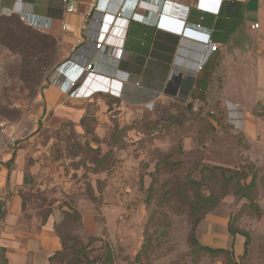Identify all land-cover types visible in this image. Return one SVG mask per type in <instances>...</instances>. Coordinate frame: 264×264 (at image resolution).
<instances>
[{
	"label": "rangeland",
	"instance_id": "obj_1",
	"mask_svg": "<svg viewBox=\"0 0 264 264\" xmlns=\"http://www.w3.org/2000/svg\"><path fill=\"white\" fill-rule=\"evenodd\" d=\"M18 2L8 0L7 5L0 6V123L6 122L16 135L17 155L43 162L47 175L41 181L44 197L40 209H33L39 221L45 214H55L56 224H61L62 207H74L81 215L82 228L74 217L60 226L66 238L75 235L81 243L75 246L78 249L66 251L67 262L55 264H74L79 248L80 257L97 264L106 254L113 255L115 264H127L140 248L145 232L150 264H194L188 253L193 247L190 235L194 221L201 217L191 202L197 190L205 196L212 193L207 207L217 205L201 220L198 240L226 246L231 253L229 259L237 264H264V223L253 216L240 217V209L248 201L231 195L235 190L243 192V185L251 181L255 171L257 177L264 175L262 169L245 163L241 140L230 123L236 125L237 119H228L213 109L201 114L198 105L197 110L188 111L172 101L146 103L134 111L120 98L98 94L88 99V113L95 120L92 124L85 121L62 126L66 122H61L52 126L47 119L34 124L29 110L45 85L58 74L63 57L57 38L23 19L16 10ZM255 20L258 17H250L248 22ZM260 23L263 27L264 20ZM262 31L264 28L248 33L253 38ZM240 54L245 58L241 62L245 66L237 68V81L241 83L226 87L237 92L242 87L246 96L254 95L255 79L264 77V57ZM247 59L254 65L249 66ZM217 88L221 90L223 84ZM260 110L264 117V107ZM6 142L0 128V157ZM78 142L99 147L98 154L105 160L101 173L76 169L78 158L73 160L70 155ZM96 179L97 199L91 203L85 199V192L90 183L95 186ZM257 188L258 200L263 194V184L258 180ZM260 205L264 209V202ZM53 209L58 212L53 213ZM228 217H232L233 230L249 231L251 235L245 258H241L243 241L235 244V237L240 235L229 236L222 225ZM198 261L228 264L227 257L202 256Z\"/></svg>",
	"mask_w": 264,
	"mask_h": 264
},
{
	"label": "crops",
	"instance_id": "obj_2",
	"mask_svg": "<svg viewBox=\"0 0 264 264\" xmlns=\"http://www.w3.org/2000/svg\"><path fill=\"white\" fill-rule=\"evenodd\" d=\"M67 1L74 4V12H65L63 0L19 1L20 12L25 15L22 18L57 38L63 57L61 73L50 79L29 110L34 124L47 119L52 126L61 122L79 125L82 117L89 114L90 98L67 96L62 76L76 63L79 66L70 76L77 77L84 63L92 62L93 75L83 79L80 91L109 93L122 84L120 101L130 110L139 111L150 102L172 101L188 111L198 105L201 114L213 109L228 119L234 117L236 125L230 123L241 140L245 163L264 171V117L260 110L264 107V77L255 79L254 95L246 96L242 87L239 94L226 87L241 83L237 81V68L244 65L245 58L240 52L255 59L264 57V31L253 38L248 33L264 28L260 23L264 20V0ZM7 4L8 0H0V6ZM250 17L259 20L249 23ZM60 24L65 28L58 38ZM254 24L258 28L252 29ZM107 37L122 43L115 54L94 47L92 40ZM207 40L216 43L218 50L208 54L196 71L206 55L201 44ZM246 63L254 65L251 59ZM219 84H223L221 90L217 88ZM17 153L18 148L0 171V264H49V258L62 248L54 230L57 215L45 214L39 221L33 210L40 209L44 197L41 181L47 175L43 162ZM92 187L96 195V187ZM262 193L257 200L262 215L256 220L264 223L260 205L264 189ZM228 221L229 217L222 221L227 231ZM235 239V244L243 241L244 245L242 235Z\"/></svg>",
	"mask_w": 264,
	"mask_h": 264
},
{
	"label": "trees",
	"instance_id": "obj_3",
	"mask_svg": "<svg viewBox=\"0 0 264 264\" xmlns=\"http://www.w3.org/2000/svg\"><path fill=\"white\" fill-rule=\"evenodd\" d=\"M187 108L189 109L190 106H188ZM85 121H91L89 122V124H92L94 123L95 120L93 116L86 114L79 121V125L83 124ZM70 125L71 123L68 122V123H64L62 126H70ZM117 133L118 132L116 131L113 134L114 139H116L115 136L118 135ZM90 135H91L92 140H96L93 134H90ZM72 149H74V152H72L70 156L73 160L78 158L77 162L79 163V165L77 166V168H85V171L93 173V174H98L99 172L101 173L104 170L103 167L105 164V160L101 157V155L99 156L98 154L100 152L99 147L94 148L90 146L88 142H85V143L78 142L75 144V146ZM251 178L252 179L249 183H246L245 185H243L244 186L243 192L239 190H235L233 191L231 195H235L240 199L242 198L248 201L246 205H243L241 207L240 214H239L240 217L245 214L248 216L259 218L261 217L262 213L257 204V195H258L257 180L263 184V189H264V175L257 177V172L255 171V173L251 174ZM190 183L194 185H198V183L194 181H190ZM88 186L89 187L87 191L85 192V197L92 203H95L97 197L94 194V188L92 187L91 183ZM95 187H96V190H98V179L95 180ZM193 190H197V189H193ZM172 193L177 194V192H172ZM193 194H194L193 195L194 201H191L193 205V209L197 215L201 214V217L194 221L192 234L190 235V240L193 246L191 252L188 253V256H190V262L197 264L199 262L198 261L199 258H201L202 256H209L210 258H219V259H224L225 257H227L228 264H237L235 261H231L229 259L228 256H230L231 253L227 249L221 248V247H211V246L202 244L198 240L197 232H198V228H199L201 220L203 219L205 215L214 211L217 205L214 204L213 206L207 207L208 206L207 202L210 200L212 193L205 196L203 194H200L197 190ZM227 194H230V193H225L223 195H227ZM62 214L64 215L62 223L56 224L54 226L55 233L60 239L62 248L61 250L56 251L54 255H52L49 258V264L67 262V260H65V257H64V254L66 253V251L71 250V249H78L77 247L75 248V246L81 243L80 238L78 236L70 235L68 238H66V235L60 231V226L63 223L65 224V222L68 223L70 219H72V217H74L77 220V222H80L79 225H80V228H82L83 223H82L80 213L77 210H75L74 207H72L71 210H64ZM231 222H232V217H230L228 221V226H227L228 232L232 235L240 234L244 237L243 253H242L241 258H245L247 257L248 247L251 242L250 234L248 231L233 230L231 227ZM145 234L146 232L144 233V239H143V242L140 248L135 252V254L132 257L127 259L126 261L127 264H150L149 257L151 255V252L147 250L149 246V241L147 240ZM75 253L77 254L80 253L79 255H81L80 248ZM79 255L76 256L74 254V259L72 260L74 261L73 262L74 264H77V263L97 264V262L95 263V261H93L92 259H89L85 256L80 257ZM101 264H115L113 255L106 254L103 260L101 261Z\"/></svg>",
	"mask_w": 264,
	"mask_h": 264
},
{
	"label": "built area",
	"instance_id": "obj_4",
	"mask_svg": "<svg viewBox=\"0 0 264 264\" xmlns=\"http://www.w3.org/2000/svg\"><path fill=\"white\" fill-rule=\"evenodd\" d=\"M64 3V10L66 13H72L75 11V6L72 3H68L67 0H63ZM61 25V24H60ZM64 26L61 25V29L59 31V33L57 34L56 37H61V31L64 30ZM252 29H256L258 28V24H254L253 26H251ZM116 33V31H115ZM118 33H120V31H118ZM92 42L94 43V47L96 50H103L106 51L107 53H112L115 54L118 47H122V43H118L117 42H113L110 37L107 38H96L94 40H92ZM205 51H206V55L204 56V59H202L196 67V71L200 70L202 67V64L204 63V61L207 59L208 54L216 52L218 50V45L216 43H213L211 40H207L206 43L201 44ZM204 60V61H203ZM79 65L74 63L71 64V66L69 68H66L65 72L63 73L64 75L62 76L64 81L66 82V90L63 91L67 96L69 97H76V98H91L92 96L96 95V94H108L111 97H115V98H120L121 97V90H122V84L119 85L118 89L116 91H112L110 90L109 93L107 92H102V91H96L94 90L93 92L90 93H80V90L82 88L81 83L83 82V79L87 80L91 75H93V69H94V64L92 62H87L84 63V65L81 67L82 68V72L81 74H79V76L74 77L71 79V74L74 68H77ZM62 67V65L60 66ZM58 69V72L61 73V69ZM57 76V75H56ZM110 84H115L117 85V83H115L114 81H111ZM118 86V85H117ZM194 110H197L196 108ZM0 128L1 130L4 132V134L6 135L7 138V142H6V146H5V153L3 154V156L0 157V171L3 167V165L14 155L15 151H16V146H17V137L16 135L12 132L11 128H9V125L6 122H1L0 123ZM11 131H10V130ZM9 130L8 133H6Z\"/></svg>",
	"mask_w": 264,
	"mask_h": 264
},
{
	"label": "water",
	"instance_id": "obj_5",
	"mask_svg": "<svg viewBox=\"0 0 264 264\" xmlns=\"http://www.w3.org/2000/svg\"><path fill=\"white\" fill-rule=\"evenodd\" d=\"M18 1H20V0H18ZM17 6H18V8H17L18 13L21 15V17H25V15H23V13L20 12L19 2H18V4H17ZM30 16H31V15H30ZM29 23L31 24V22H29ZM31 25L35 26L34 24H31Z\"/></svg>",
	"mask_w": 264,
	"mask_h": 264
},
{
	"label": "bare ground",
	"instance_id": "obj_6",
	"mask_svg": "<svg viewBox=\"0 0 264 264\" xmlns=\"http://www.w3.org/2000/svg\"><path fill=\"white\" fill-rule=\"evenodd\" d=\"M100 88H101V87H100ZM87 91H88V90H87ZM87 91H85V90L82 89V91H80V93L87 92Z\"/></svg>",
	"mask_w": 264,
	"mask_h": 264
}]
</instances>
